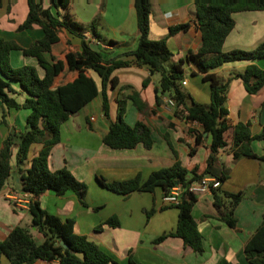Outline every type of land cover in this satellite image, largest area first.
Here are the masks:
<instances>
[{"label":"crops","instance_id":"crops-1","mask_svg":"<svg viewBox=\"0 0 264 264\" xmlns=\"http://www.w3.org/2000/svg\"><path fill=\"white\" fill-rule=\"evenodd\" d=\"M104 1L105 9H102ZM150 2V39L167 38L175 62L186 59L189 52H197L202 44V35L196 23L195 1ZM48 6L46 4V7ZM28 13L27 0H0V39L15 41L23 48H29L40 41L44 36L40 26L35 25L32 29L19 31V26L27 19ZM71 13L85 25L90 24L100 14L104 17L103 24H106L107 30L100 32V28H105L101 26L99 32L106 40L117 43L110 45L94 38L93 40L98 49L103 51L106 60L122 58L124 53L135 50L139 44L135 0H74ZM234 18L237 24L224 44V51L252 50L264 41V11L239 12L234 14ZM187 22L191 24L188 31L169 37L171 27ZM86 35L92 38L89 30ZM66 37L76 49H82L80 38L68 33ZM45 55L50 59V54ZM10 57L14 68L35 66L39 75L44 77L45 71L39 66L36 58L25 56L21 50H13ZM128 60L131 62L130 66L117 69L114 73L120 84L117 89L109 91L111 120L116 121L118 118V99H126L132 94V89L121 90V87H133L147 103L148 111L154 113L141 114L134 104L128 101L125 120L131 126L138 121L146 122L153 132V148L149 150L140 144L135 149L117 150L103 143V138L110 129V120L103 113L102 97L99 93L62 126L61 141L54 146L50 156L52 171L67 167L79 181L88 185L89 207L82 205L76 194L71 191L63 196H58L52 191L42 194L39 198L42 207L63 220L74 219L78 234L85 235L100 245L120 264H128L131 257L142 264H219L223 258L231 264H250L244 254V247L264 220V161L246 157L235 160L234 153L230 150L220 153L219 164L229 173L228 180L220 188L221 192H242L244 198L235 210L238 223L237 228L233 229L218 217L212 191L197 195L193 216L204 238L203 254H197L180 238L172 237L162 243H155L161 235L176 229L179 215L178 209L164 203L165 195L161 188L154 192L134 191L123 195L112 192L99 183V179L115 182L137 176L146 180L152 172L174 165V150L184 167L192 171L198 166L199 174L205 171L209 158L211 135H205L204 146L198 149L196 157L192 159L190 146L195 144V137L190 136L187 130L196 124L177 119L167 103L166 96H163L158 104L160 76L154 75L150 84L144 88L143 82L150 76L149 68L139 66L133 57ZM252 63H227L212 73L227 79L235 73H243ZM255 63L264 69V59ZM91 76L100 88V77L94 72ZM12 87L15 91L12 96L20 103L25 102L28 94L21 89L19 83L14 82ZM182 88L190 93L197 103L210 104V83L203 80L195 65H186ZM227 106L228 118L233 125L249 124L254 135L264 130V87L258 94L251 95L246 91L241 79H234L228 92ZM89 107L98 113L93 115L92 110H87ZM5 110L6 123H2ZM29 114L30 111L26 109H7L0 98V149L11 132L19 133L25 130ZM165 135H169L173 148L165 139ZM226 140L228 144H232L233 129L226 134ZM42 147L39 143L31 146L28 161L23 165L24 169L30 167L31 161ZM252 148L257 155L264 156V140L254 141ZM16 152L17 149H14L12 175L0 195V241L5 240L17 226H31V195L21 190ZM192 177L193 174L190 173L188 178ZM95 207L101 209L95 211ZM111 217H117L120 226L104 225L103 229L98 231L97 228ZM31 231L36 241L42 243L43 237L38 231L33 228ZM1 264L12 262L3 255ZM35 264L58 262L38 261Z\"/></svg>","mask_w":264,"mask_h":264},{"label":"trees","instance_id":"trees-1","mask_svg":"<svg viewBox=\"0 0 264 264\" xmlns=\"http://www.w3.org/2000/svg\"><path fill=\"white\" fill-rule=\"evenodd\" d=\"M29 13L27 19L19 26V31L32 29L35 25L43 29L44 36L29 48H23L15 41L0 39V98L7 109H26L30 111L23 132L13 131L3 142L0 149V195L12 175V158L16 152V166L21 181V190L31 195L29 211L31 227L43 237L38 243L30 228L15 227L8 237L0 241V264L2 256H7L12 264H35L38 261L58 264H120L111 254L100 245L78 234L75 230L74 219L63 220L44 209L40 196L52 191L58 196L73 192L80 203L86 207L89 187L79 181L67 167L52 171L50 156L55 145L60 143L62 126L76 113L84 109L99 93L102 97V110L110 120V129L103 138V143L111 149H135L143 144L146 149H152L154 139L151 127L144 121L129 125L125 116L127 103L131 101L141 114L148 111L138 91L132 89L126 99H118V118L111 120L110 89H117L120 81L114 73L117 69L131 65L128 60L135 58L139 66L150 70L144 82L146 88L154 75L160 76V95L157 103L166 96L175 102L174 116L190 124L187 133L195 137V144L190 146V157H196L198 149L205 144V134L212 137L209 147L207 166L202 174L199 167L190 171L179 161L178 153L174 150L176 162L173 166L162 168L150 174L143 180L137 176L130 180L107 182L99 179V183L108 190L129 195L134 191L154 192L161 188L164 195H169L178 184L189 188L190 184L205 176H212L222 184L229 178L228 171L220 166L219 155L222 151L230 150L235 160L243 157L264 161V156L257 155L253 148L254 141L264 140V130L253 134L250 125L238 123L233 125L228 118V92L234 79H241L246 91L251 95L258 94L264 87V69L255 61L264 59V41L252 50L234 49L224 51V44L236 27L235 13L247 11H264V0H194L196 5V23L202 35V44L197 52H189L186 59L173 61L174 54L168 46V39H150V0H135L139 44L135 50L123 54L122 58L106 60L102 50L93 49L96 39L110 45L116 44L99 32V16L88 25L78 21L71 13L74 0H27ZM46 4L49 6L46 7ZM103 8V7H102ZM190 22L170 28L169 37L190 29ZM89 30L90 39L86 35ZM66 33L82 40V49L74 47ZM95 45V44H94ZM21 50L25 56L34 57L39 66L45 71L41 77L35 66L26 65L14 68L11 64V52ZM45 54H50V59ZM252 61L243 73H235L225 79L216 76L212 71L227 63ZM195 65L203 80L210 83L211 102L208 105L197 103L192 95L186 92L181 83L185 78L186 65ZM96 73L100 79V88L92 78ZM19 83L21 89L28 94L25 102L20 103L12 95L15 91L12 84ZM7 112L4 111L2 123H6ZM172 125V124H171ZM170 125V126H171ZM201 128V129H200ZM233 129L232 144H228L226 134ZM170 146L173 145L169 135L164 136ZM42 144L39 154L31 161L30 167L23 168L28 161L33 144ZM192 173L193 177L188 178ZM221 188V187H220ZM220 188L212 189L214 205L218 217L231 228H237L235 210L242 202V192H221ZM197 195L187 190L180 197V203L174 208L179 210L177 227L174 231L166 232L155 240L156 244L168 238H180L184 244L191 247L197 254H203L204 238L198 222L193 216ZM101 207H95L98 211ZM152 211L150 212V214ZM119 227L117 217H111L101 224ZM64 243L67 247L63 246ZM244 254L250 264H264V220L250 236L244 247ZM128 264H142L132 257ZM219 264H231L223 258Z\"/></svg>","mask_w":264,"mask_h":264},{"label":"built area","instance_id":"built-area-1","mask_svg":"<svg viewBox=\"0 0 264 264\" xmlns=\"http://www.w3.org/2000/svg\"><path fill=\"white\" fill-rule=\"evenodd\" d=\"M168 105L173 108L175 106V102L172 99H167ZM222 186V183L212 176H205L201 180L195 181L190 184L189 188L184 187L183 184H178L175 186L169 195L164 196V203L167 206H177L180 203V197L184 192L189 190L196 195L206 193L211 191L212 189H218Z\"/></svg>","mask_w":264,"mask_h":264},{"label":"rangeland","instance_id":"rangeland-1","mask_svg":"<svg viewBox=\"0 0 264 264\" xmlns=\"http://www.w3.org/2000/svg\"><path fill=\"white\" fill-rule=\"evenodd\" d=\"M105 5H106V2L104 1V4L102 3V5H101V7L103 6V8L102 9H105ZM99 16V27H101V26H104L105 28H100V32H102L103 33V31H106L107 30V26H106V24L104 23L103 24V22L105 21V19H104V17H102V15L100 14V15H98ZM102 21V22H101ZM107 35V34H106ZM181 86H182V83H181ZM87 110H92V113H93V115H96L97 113H98V111H94L93 109H92V107H89V109H87ZM11 181H13L12 179H11ZM26 227V226H25ZM28 228H30V229H32V227L30 226V227H28Z\"/></svg>","mask_w":264,"mask_h":264},{"label":"water","instance_id":"water-1","mask_svg":"<svg viewBox=\"0 0 264 264\" xmlns=\"http://www.w3.org/2000/svg\"><path fill=\"white\" fill-rule=\"evenodd\" d=\"M93 49L99 51L98 46L95 44L92 45ZM207 136V134H205ZM63 246L67 247L64 243H62Z\"/></svg>","mask_w":264,"mask_h":264}]
</instances>
